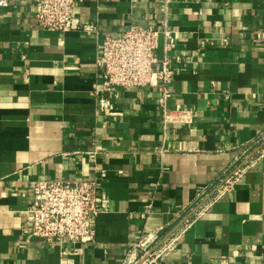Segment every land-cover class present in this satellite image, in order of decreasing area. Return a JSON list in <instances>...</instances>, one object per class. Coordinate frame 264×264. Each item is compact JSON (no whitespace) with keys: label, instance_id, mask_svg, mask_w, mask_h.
<instances>
[{"label":"crops","instance_id":"crops-1","mask_svg":"<svg viewBox=\"0 0 264 264\" xmlns=\"http://www.w3.org/2000/svg\"><path fill=\"white\" fill-rule=\"evenodd\" d=\"M6 2L0 264H137L164 239L142 264H264V0H83L65 32L36 23L35 0ZM135 23L169 31L168 108L190 120L165 126L152 86L98 108L104 39ZM54 179L97 181L92 241L31 236L30 191Z\"/></svg>","mask_w":264,"mask_h":264},{"label":"built area","instance_id":"built-area-1","mask_svg":"<svg viewBox=\"0 0 264 264\" xmlns=\"http://www.w3.org/2000/svg\"><path fill=\"white\" fill-rule=\"evenodd\" d=\"M80 1L83 0H35V21L50 30L65 32L76 28L79 21L74 11L76 3ZM4 5H7L6 0H0V6ZM161 34L170 37L165 28L160 30L135 23L123 34L104 39L97 60L102 81L92 91L101 111L114 110L115 104L109 95L114 87L152 86L160 90L159 105L165 126L191 119L188 110L168 108L171 97L169 85L175 71L170 57L160 59L158 55ZM173 45L169 41L166 50H171ZM229 179L225 181V188L231 186ZM30 192L31 202L27 214L32 237L50 243H85L94 239L95 218L105 206L104 203L99 205L96 180H41L34 183ZM149 251L146 249L145 252L148 259H155L165 252L157 250L150 254Z\"/></svg>","mask_w":264,"mask_h":264},{"label":"water","instance_id":"water-1","mask_svg":"<svg viewBox=\"0 0 264 264\" xmlns=\"http://www.w3.org/2000/svg\"><path fill=\"white\" fill-rule=\"evenodd\" d=\"M167 238H168V237H167ZM164 241H165V239H164L163 241H161L157 246H155L154 248H152V249L149 251V253L151 254L152 252H154V251L157 249V247H159ZM147 258H148V255H145V256L143 257V259H142L141 261H139L137 264H142Z\"/></svg>","mask_w":264,"mask_h":264}]
</instances>
